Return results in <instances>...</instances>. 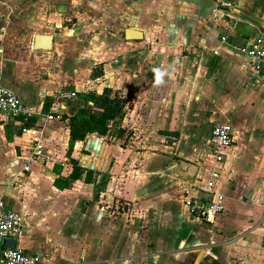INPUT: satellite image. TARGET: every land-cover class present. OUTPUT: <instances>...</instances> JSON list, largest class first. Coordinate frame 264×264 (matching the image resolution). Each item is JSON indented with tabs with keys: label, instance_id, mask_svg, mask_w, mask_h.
I'll return each mask as SVG.
<instances>
[{
	"label": "crops",
	"instance_id": "0c3cea01",
	"mask_svg": "<svg viewBox=\"0 0 264 264\" xmlns=\"http://www.w3.org/2000/svg\"><path fill=\"white\" fill-rule=\"evenodd\" d=\"M230 1H152L162 12L141 39L107 31L96 48L62 27L43 49L32 36L47 13L0 0V85L39 111L28 133L0 114V200L24 215L20 247L43 264H264V87L236 45L243 23L247 40L264 32V0ZM105 87L123 99L107 135L71 139L62 115ZM215 122L232 129L221 163L208 155ZM37 139L51 160L25 173ZM74 163L80 178L58 188ZM212 170L224 210L202 223L184 200Z\"/></svg>",
	"mask_w": 264,
	"mask_h": 264
},
{
	"label": "built area",
	"instance_id": "2783aa9c",
	"mask_svg": "<svg viewBox=\"0 0 264 264\" xmlns=\"http://www.w3.org/2000/svg\"><path fill=\"white\" fill-rule=\"evenodd\" d=\"M230 0H218L217 7L227 8ZM224 39V37H222ZM264 87V32L246 40L242 48ZM0 114L14 120L21 133L30 132L36 123L39 111L34 106L24 103L15 93L0 85ZM55 119L48 113L45 121ZM232 143V129L228 123L215 122L210 132L208 155L214 163L224 160V151ZM45 148L39 139L30 143V149L24 158L22 171L29 172L31 164L50 161ZM203 186H199L195 195H188L184 200L189 216L202 223H211L224 210V196L215 189L217 173L212 170ZM264 226V222L262 223ZM24 231V215L8 209L0 200V264H43L41 256L18 245V239ZM5 238H14V247H2ZM264 248V234L262 236Z\"/></svg>",
	"mask_w": 264,
	"mask_h": 264
},
{
	"label": "rangeland",
	"instance_id": "374dc122",
	"mask_svg": "<svg viewBox=\"0 0 264 264\" xmlns=\"http://www.w3.org/2000/svg\"><path fill=\"white\" fill-rule=\"evenodd\" d=\"M9 11L14 7L15 12L23 14L26 0H6ZM38 10L45 11L47 17L41 20L44 25L43 33H59V29L67 28L69 35L75 33L85 44L91 43L96 48L107 44V31L122 35L125 27L150 26V17L161 13L162 7L155 6L157 0H27ZM153 1V3H152ZM138 3V4H137ZM29 6V4H28ZM26 6V8L28 7ZM27 18V17H26ZM33 18V17H29ZM37 22V24H41ZM32 31V32H31ZM38 31L31 27L30 34ZM38 33V32H37ZM29 34V35H30ZM33 37V36H32ZM32 37H29L31 39ZM86 54H90L86 52ZM84 55L81 54V57ZM102 64H100V67ZM101 69L97 66L95 73ZM105 140H109V137Z\"/></svg>",
	"mask_w": 264,
	"mask_h": 264
},
{
	"label": "trees",
	"instance_id": "16d2710c",
	"mask_svg": "<svg viewBox=\"0 0 264 264\" xmlns=\"http://www.w3.org/2000/svg\"><path fill=\"white\" fill-rule=\"evenodd\" d=\"M92 101L93 106L83 105L75 114L62 115V118L67 120L71 139L82 140L87 134L92 133L107 135L109 122L121 112L123 99L110 87H105L101 94L92 96ZM82 172L83 169L74 163L69 176L59 177L54 183L58 188L68 187L71 181L80 178ZM90 178L91 172L87 171L84 180L89 182ZM61 183H64V186Z\"/></svg>",
	"mask_w": 264,
	"mask_h": 264
},
{
	"label": "water",
	"instance_id": "95a60500",
	"mask_svg": "<svg viewBox=\"0 0 264 264\" xmlns=\"http://www.w3.org/2000/svg\"><path fill=\"white\" fill-rule=\"evenodd\" d=\"M249 24L243 23L241 26L240 34L237 39L236 45L239 48H243L244 44L249 36ZM123 34L125 39H141L143 33L140 29L134 27H125L123 29ZM53 36L51 34L36 33L33 36V48H43L50 49L52 44ZM97 144V139L94 142V145ZM15 239L14 238H5L2 243V247H14Z\"/></svg>",
	"mask_w": 264,
	"mask_h": 264
}]
</instances>
